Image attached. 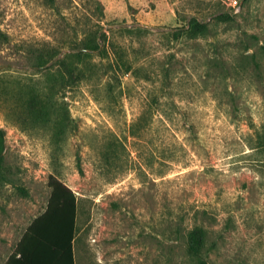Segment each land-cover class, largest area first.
<instances>
[{"label": "rangeland", "instance_id": "rangeland-1", "mask_svg": "<svg viewBox=\"0 0 264 264\" xmlns=\"http://www.w3.org/2000/svg\"><path fill=\"white\" fill-rule=\"evenodd\" d=\"M233 2L0 0V264L52 177L76 264H264V0Z\"/></svg>", "mask_w": 264, "mask_h": 264}, {"label": "trees", "instance_id": "trees-1", "mask_svg": "<svg viewBox=\"0 0 264 264\" xmlns=\"http://www.w3.org/2000/svg\"><path fill=\"white\" fill-rule=\"evenodd\" d=\"M98 37L96 34V42L83 47L77 54L81 57L89 50H99ZM32 101L34 104L35 100ZM49 184L52 193L45 212L33 220L5 264H76L77 196L67 184L55 177L51 178ZM205 235L204 230L193 231L190 239L201 243Z\"/></svg>", "mask_w": 264, "mask_h": 264}, {"label": "built area", "instance_id": "built-area-1", "mask_svg": "<svg viewBox=\"0 0 264 264\" xmlns=\"http://www.w3.org/2000/svg\"><path fill=\"white\" fill-rule=\"evenodd\" d=\"M233 1H234V2H233V3H234V5H235V4H237V0H233Z\"/></svg>", "mask_w": 264, "mask_h": 264}]
</instances>
